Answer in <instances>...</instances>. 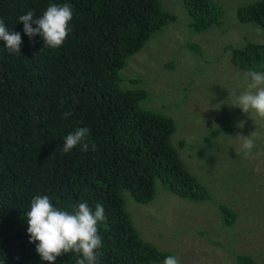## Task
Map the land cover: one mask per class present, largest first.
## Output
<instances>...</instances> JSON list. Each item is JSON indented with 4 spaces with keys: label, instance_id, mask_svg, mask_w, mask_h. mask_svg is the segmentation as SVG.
<instances>
[{
    "label": "trees",
    "instance_id": "trees-1",
    "mask_svg": "<svg viewBox=\"0 0 264 264\" xmlns=\"http://www.w3.org/2000/svg\"><path fill=\"white\" fill-rule=\"evenodd\" d=\"M182 1L195 32L223 20L210 0ZM51 3L73 7L69 36L56 49L43 45L39 35L27 36L18 21L29 10L38 19ZM237 17L259 28L263 41L233 48L232 64L245 73L264 71V0L242 5ZM0 19L22 38L20 55L0 40V264H49L27 233V213L38 195L69 212L82 202L93 211L96 203L104 206L99 264H163L172 254L140 236L124 192L148 203L159 180L185 198L203 199L207 193L171 143L173 120L144 108L146 91L123 87L120 72L174 16L160 0H0ZM186 48L202 57L198 46L188 42ZM65 112L71 115L65 118ZM78 127L89 129V149L78 144L65 153L64 138ZM78 258L81 254L62 253L53 264H76ZM236 264L259 263L240 254Z\"/></svg>",
    "mask_w": 264,
    "mask_h": 264
},
{
    "label": "rangeland",
    "instance_id": "rangeland-1",
    "mask_svg": "<svg viewBox=\"0 0 264 264\" xmlns=\"http://www.w3.org/2000/svg\"><path fill=\"white\" fill-rule=\"evenodd\" d=\"M210 1L223 20L195 32L182 0H160L174 19L120 72L123 87L146 91L144 108L173 120L171 143L207 196L185 198L157 180L148 203L124 192L125 209L140 236L180 264H236L240 254L264 264V117L238 107L249 79L231 62L233 48L263 39L258 27L237 17L238 8L253 0ZM188 42L202 57L186 48ZM252 133L255 146L246 154L239 136Z\"/></svg>",
    "mask_w": 264,
    "mask_h": 264
},
{
    "label": "clouds",
    "instance_id": "clouds-1",
    "mask_svg": "<svg viewBox=\"0 0 264 264\" xmlns=\"http://www.w3.org/2000/svg\"><path fill=\"white\" fill-rule=\"evenodd\" d=\"M33 10L20 15L18 21L23 22V32L31 37L39 35L43 39V45L56 49L63 45L70 33L69 22L73 18V7L68 3H51L37 19ZM35 25V27H33ZM0 40L5 42V48L12 54L20 55L22 38L19 32L9 30L3 19H0ZM249 83L247 89L237 97L238 107L245 113L255 111L260 117H264V71L249 69L246 73ZM64 117L71 115L65 112ZM237 127H243L241 121ZM89 129L78 127L70 132L63 142V151H71L78 144L81 150L87 151L89 145L87 138ZM254 133L244 137L242 148L246 154H250L255 143L252 138ZM93 149L95 145H92ZM107 219L104 206L95 204V209L87 202L79 203L72 212L54 207L47 195L35 196L27 213V233L29 243H36V252L41 260L53 264L62 253H78L82 258L76 260V264H99L98 257L102 255V237L98 234V224ZM163 264H180L179 257L167 256Z\"/></svg>",
    "mask_w": 264,
    "mask_h": 264
}]
</instances>
